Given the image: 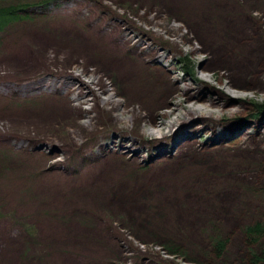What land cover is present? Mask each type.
<instances>
[{"label":"bare ground","instance_id":"6f19581e","mask_svg":"<svg viewBox=\"0 0 264 264\" xmlns=\"http://www.w3.org/2000/svg\"><path fill=\"white\" fill-rule=\"evenodd\" d=\"M124 1L128 0H86V3L80 0L70 12L76 21L59 22L55 28L59 33L42 28L26 30L13 35V41L10 37L0 43V152L7 153L4 158L0 155V162L7 173L31 172L39 179L35 192L39 200H29L24 205L15 203L11 185L4 184L0 193L4 213L0 217V239L6 246L5 251L9 250L6 244L10 242L13 213L33 220L42 214L31 213L29 209L38 206L50 208V216L41 217L45 224L51 218H58V223H52V229L59 233L65 212L78 210L86 215L91 205L108 213L123 208L142 211L151 207L159 216L161 211L164 215L167 213L161 221L165 223L170 220L171 207L176 209L177 216H186V212L179 211L180 200L197 210H208L211 206L207 194L231 206L235 204L234 195L239 189L225 183L228 175L220 181L218 177L206 176L209 171H226L233 165L227 162L231 159L199 154L200 150L193 149L192 145L180 143L172 153L155 152L145 171L134 173L143 150L163 144L174 134L175 123L181 126L189 123L185 119L157 120L158 113L168 114L164 107L171 94L183 95L181 103L188 116L204 103L207 113L199 114L201 121L205 116H212V107L224 99L220 93L217 97L208 95L213 89L204 74H198L197 85L209 86L207 93H190L191 85H178L179 79L172 77L174 67L167 63L169 55L160 41L169 42L176 49L181 48L182 40L189 42L191 49L194 44H190L185 34L173 36L171 27L154 28L156 14L149 10L151 5L158 1L168 13L183 15L199 35L204 29L218 28L220 23L236 29V23L232 24L226 15L230 1L132 0V3L147 4L149 9L144 18L126 10L129 6ZM210 5L214 6L213 10L207 11ZM128 14L137 18L133 20ZM126 23L133 25L134 30L129 32L130 27L123 26ZM208 37L200 35L206 42ZM79 58L81 64L73 62ZM230 87L224 88L238 98L239 95H234L237 87L232 90ZM133 102L138 107L131 108V116L126 120L125 114L130 112L129 105ZM197 103L201 105L192 107ZM119 123L130 127V131L123 132L117 126ZM198 128H191L192 135L199 133ZM108 129L120 140L115 144L117 149L101 146L98 153L92 152L93 141L103 137ZM245 133L246 130L242 132ZM126 141L136 147L132 149ZM38 143L40 146L34 150ZM248 156L253 157L246 152L244 158ZM191 177L194 179L190 180ZM150 182L162 185L164 191L149 189ZM103 185L104 193L100 191ZM187 188L178 199L179 190ZM156 228L168 227L157 225ZM72 230L96 237L109 232L102 233L100 225L83 229L74 224ZM40 231L45 233L42 227ZM4 256L8 260V254ZM91 264H100V261L96 258Z\"/></svg>","mask_w":264,"mask_h":264},{"label":"rangeland","instance_id":"374dc122","mask_svg":"<svg viewBox=\"0 0 264 264\" xmlns=\"http://www.w3.org/2000/svg\"><path fill=\"white\" fill-rule=\"evenodd\" d=\"M79 1L0 0V8L11 6L16 11L10 19L2 22L0 43L10 37V41H13V35L26 30L42 28L59 33V30H55L59 22L66 23L70 19L76 21L73 16L70 17V12ZM82 1L86 3V0ZM229 1L226 15L233 21L232 24L236 23V29L232 25L220 23L217 24L218 28L204 29L199 35L183 15L168 13L167 8L158 1L150 9H146L147 4L132 3V0L124 1V5L129 6L126 10L131 11V14H140L143 18L149 9L152 14H156L154 28L171 27L173 36L176 33L185 34L190 39V44H194L191 49L189 42L182 40L181 48L176 49L169 42L160 41L169 55L167 63L174 67L172 77L179 79L180 87L188 84L192 86L190 93H207L209 86L197 85V76L204 74L213 89L208 95L217 97L220 93L219 96L223 95L224 98L221 104L212 107V116H205L204 121H201L199 114L207 113L204 103L192 106L197 108L201 105L204 111L201 108L192 110V115L188 116L186 108H183L185 105L181 103L183 95L171 94L173 96L169 97V102L164 107L168 114L161 116L158 113L157 120L185 119L189 123L181 126L174 122L177 125L172 126L175 132L170 138L155 149L143 150L134 173H143L155 152L172 153L180 143L192 145L193 149L200 150L199 154H210L220 160L225 157L231 159L227 162L233 165L227 167L226 171H209L206 176L218 177L220 181L225 179L224 175H228L225 183L239 189L234 195L235 204L231 206L227 201L222 202L215 196L210 198V194H207L211 206L208 210H197L195 206L189 208L185 201L180 200L179 211L186 212V216H177L176 209L171 207L168 211L170 220L165 223H161L164 212L161 211L162 215L159 216L156 209L151 207L142 211L123 208L108 213L107 210L100 211L91 205L86 215L77 212L78 210L61 214L62 232L59 233L52 229V223H58V218H51L48 220L51 222L45 224L43 218L50 216V208L38 206L29 209L31 213L39 211L42 214L33 220L13 213L15 216L9 227L10 242L6 244L9 245V250L5 251L6 246L0 239V264H91L96 258L100 264H252V256L258 254L264 244L263 234L255 236L248 232V228L255 223L264 226V0ZM212 6L207 7V11L213 10ZM128 17L133 20L137 18L130 14ZM123 26L130 27L129 32L133 29V25L128 23ZM201 34L209 36V41L201 39ZM80 60L79 58L73 62L81 64ZM227 85L231 86V90L237 87L234 95H239L238 98L231 96L233 94L229 89L224 88ZM199 88L201 89L198 90ZM215 90L218 92L214 93ZM134 107H138L137 102L129 105L130 112L125 114L126 120L130 118L131 108ZM140 111L143 112L144 109ZM117 126L123 125L119 123ZM160 127L163 131L166 130L163 125ZM192 127H199L197 135H192ZM122 128L126 133L131 129L127 126ZM244 130L247 133L242 134ZM113 133L112 129H108L103 137L95 139L91 151L98 153L101 146L103 149H117L116 145L120 140ZM156 135L159 136L160 133L157 132ZM128 143L132 145V149L136 147L132 142ZM39 146L38 143L34 150ZM48 151L49 148L46 153ZM246 152L253 157L244 158ZM6 154L1 150L2 158ZM203 172L206 174L205 170ZM193 179L194 177L190 178ZM37 183L39 179L36 174L7 173L0 162V193H3L4 184L9 187L11 185L15 203L24 205L29 200H39L35 193ZM161 186L157 182H150L148 188L162 192L164 190ZM104 188L105 185L100 190L103 193ZM186 190L189 188L179 190L177 198L181 199ZM1 204L0 197L2 218L4 213ZM74 224L83 229L100 225L102 233L109 232L97 237L84 235L72 230ZM157 225L168 228L157 230ZM41 227L46 234L40 231ZM4 254H8V260H5Z\"/></svg>","mask_w":264,"mask_h":264},{"label":"trees","instance_id":"16d2710c","mask_svg":"<svg viewBox=\"0 0 264 264\" xmlns=\"http://www.w3.org/2000/svg\"><path fill=\"white\" fill-rule=\"evenodd\" d=\"M16 13L15 8L11 6L7 7H1L0 8V27L4 20L10 19L14 14ZM248 232L250 234H254L255 236L257 235H264V226L260 223H255L253 226H250L248 228ZM252 264H264V244L262 249L258 254H255L252 256V259L250 260Z\"/></svg>","mask_w":264,"mask_h":264}]
</instances>
